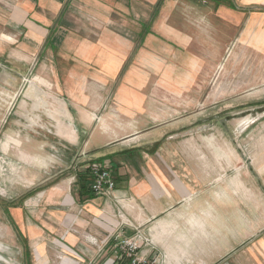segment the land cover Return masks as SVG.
<instances>
[{
  "label": "rangeland",
  "instance_id": "obj_1",
  "mask_svg": "<svg viewBox=\"0 0 264 264\" xmlns=\"http://www.w3.org/2000/svg\"><path fill=\"white\" fill-rule=\"evenodd\" d=\"M182 1L170 24L196 26L194 40L187 48L168 43L171 54L158 57L153 68L155 76L172 77L173 91L151 83L159 89L153 100L160 122L170 121L162 127L160 149L177 154L174 170H192L200 181L192 203L184 201L179 212L185 219L173 229L181 264H264V0L245 6L222 0L236 8L233 24L215 16L208 2L217 8L214 0L199 1L202 8ZM69 28L88 29L79 23ZM10 51L0 46V69L18 73L13 82L0 80V264H26L28 252L30 264H63L69 250L55 241L67 244L68 236L76 242L69 258L79 264H125L115 258L118 232L108 236L98 228L78 199L76 174L92 162L80 148L88 136L75 145L59 143L40 131L46 122L36 120L34 127L11 117L23 96L15 88L20 70L28 67L7 59ZM29 80L24 76V84ZM62 184L69 202L49 201L47 194ZM40 193L37 203L25 205ZM63 226L67 234L60 240Z\"/></svg>",
  "mask_w": 264,
  "mask_h": 264
},
{
  "label": "crops",
  "instance_id": "obj_2",
  "mask_svg": "<svg viewBox=\"0 0 264 264\" xmlns=\"http://www.w3.org/2000/svg\"><path fill=\"white\" fill-rule=\"evenodd\" d=\"M181 1L0 0V46L11 50L7 59H20L28 67L20 70L21 82L15 88L16 92L22 89L23 96L11 117L33 126L36 120L46 122L40 131L59 143L75 145L88 136L81 142V152L91 163H109L115 190L79 200L85 204L86 214H93L94 223L108 236L140 234L144 239L141 252L158 264L182 263L173 229L185 219L179 212L187 207L184 201L192 203L200 182L192 170H185L184 175L174 170L172 163L179 157L160 149L162 127L170 121L160 122L161 112L155 110L153 100L159 96L153 84L166 83L161 88L168 92L174 89L168 84L171 76L153 75L158 57L171 54L168 43L187 48L194 40L190 36L196 26L182 20L170 24ZM199 1L186 0L183 6L201 7ZM237 1L243 6L262 3ZM208 2L216 17L233 24L237 11ZM72 23L87 24L88 29L73 31L69 28ZM13 47L18 51H12ZM0 70V80L12 81L17 73L15 69ZM24 76H30L27 84ZM165 140L171 142L173 137ZM76 191L79 199L77 182ZM42 197L40 193L25 205L33 206ZM47 197L51 202H69L64 184L53 187ZM104 205L110 210L107 213L102 210ZM57 234L60 240L66 237V227ZM66 241H55L63 251L69 250L64 252L63 264H79L69 258L76 255L71 249L76 244L74 237L68 236ZM115 258L121 261L118 253Z\"/></svg>",
  "mask_w": 264,
  "mask_h": 264
},
{
  "label": "built area",
  "instance_id": "obj_3",
  "mask_svg": "<svg viewBox=\"0 0 264 264\" xmlns=\"http://www.w3.org/2000/svg\"><path fill=\"white\" fill-rule=\"evenodd\" d=\"M88 170L91 175L89 189L93 191L96 197L106 196L115 190L114 175L108 162H93ZM114 240V247L119 259L124 258L129 261V264H158L155 259H149L147 255L141 252L140 244L144 239L140 234L126 236L118 232Z\"/></svg>",
  "mask_w": 264,
  "mask_h": 264
},
{
  "label": "trees",
  "instance_id": "obj_4",
  "mask_svg": "<svg viewBox=\"0 0 264 264\" xmlns=\"http://www.w3.org/2000/svg\"><path fill=\"white\" fill-rule=\"evenodd\" d=\"M216 3V6L218 5H224L225 2H222V0H214ZM228 8L231 9H236L234 6L232 5H228L226 6ZM77 185H78V189H79V197H80V201H84V200H92V198H95V194L93 193V191L91 189H89V187H86V184L88 182H90L91 180V175L89 174V170L86 168L85 170H83L82 172H78L77 174ZM88 188V189H87ZM26 258H27V263L26 264H30L29 263V253L26 254ZM125 260V264H129V261H127L126 259H121V261Z\"/></svg>",
  "mask_w": 264,
  "mask_h": 264
}]
</instances>
